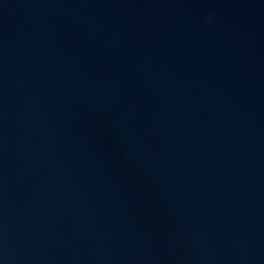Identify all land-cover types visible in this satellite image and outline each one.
<instances>
[{"label":"water","instance_id":"1","mask_svg":"<svg viewBox=\"0 0 264 264\" xmlns=\"http://www.w3.org/2000/svg\"><path fill=\"white\" fill-rule=\"evenodd\" d=\"M0 264H264V0H0Z\"/></svg>","mask_w":264,"mask_h":264}]
</instances>
